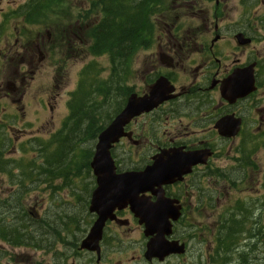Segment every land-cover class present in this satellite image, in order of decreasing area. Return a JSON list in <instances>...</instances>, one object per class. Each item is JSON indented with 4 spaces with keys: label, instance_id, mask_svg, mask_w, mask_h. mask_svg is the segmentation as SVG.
I'll return each mask as SVG.
<instances>
[{
    "label": "flooded vegetation",
    "instance_id": "af4514ba",
    "mask_svg": "<svg viewBox=\"0 0 264 264\" xmlns=\"http://www.w3.org/2000/svg\"><path fill=\"white\" fill-rule=\"evenodd\" d=\"M169 1L168 7L161 3L151 17L153 26L144 30L151 40L136 50L142 58L141 77L128 88L114 117L131 94L145 98L158 81L166 98L131 118L109 151L114 175L150 170V176L123 181L119 206L113 205L117 195L110 188L96 195L92 163L97 136L91 141L82 170L87 190L82 200L75 198L79 205L75 229L83 223L86 229L75 241L70 264H207L208 256L220 262L226 259L220 264H231L234 257L246 264L255 247L264 246L263 228L256 230L264 218V46L258 47L256 39V34H264V14L257 11L264 8V0ZM234 1L242 10L238 19L228 22L233 10L228 4ZM70 7L74 8L68 5L65 20L59 13H48L51 9L41 12L37 18L56 19L41 23L44 27L32 35V25L38 24L33 22L32 0H0V69L5 64L9 67L5 75L3 69L0 72V89L21 127L29 124L27 102L39 106L35 112L44 111L43 128L53 123L67 64L74 58L71 53L75 55V14ZM92 18L94 26L97 19ZM238 35L247 42L241 44ZM249 77L253 84L242 94L239 89ZM22 132L17 130L19 135ZM12 152L16 153L14 148ZM7 169L5 176L12 175L11 161ZM31 174L30 170L24 172L25 178L11 179L5 190L18 188L11 194L26 193L25 179L29 182ZM93 201L105 220L98 239L94 235L85 250L80 248L81 241L100 220L90 210ZM14 208L19 209V204ZM144 209L168 227L161 246L168 250L163 254L159 238L155 240L160 230L152 235L144 232L141 219L149 218L142 214ZM24 211L31 214L32 208ZM21 214L20 210V224ZM154 224L160 225L159 221ZM5 231L0 229V240L6 245L2 248L10 251L0 253V264H28L27 253L14 252L26 247L5 241ZM151 239L158 244L149 254ZM38 249L44 251L41 246ZM52 256V264H65L67 259Z\"/></svg>",
    "mask_w": 264,
    "mask_h": 264
},
{
    "label": "rangeland",
    "instance_id": "374dc122",
    "mask_svg": "<svg viewBox=\"0 0 264 264\" xmlns=\"http://www.w3.org/2000/svg\"><path fill=\"white\" fill-rule=\"evenodd\" d=\"M67 2L69 6H74L73 9L70 7V12L75 14V24L77 25L81 24V22L78 21L79 11H81L82 14L86 13L89 15V13H91V16L89 15V22L95 15V17H100L98 0H63L60 1L57 5L51 4L50 6L48 3L42 8V10L35 11L34 16L36 17H34L33 22L36 21L38 22V24L32 25L31 34H36V32L44 27L41 25V23L50 22L53 19H56L55 16L58 13L60 19H67L69 17ZM169 2V0H166V2L163 1L165 7H168ZM160 6L161 4L158 5L156 9L158 10V7ZM228 7L233 8L231 12L232 19H228V22L238 19V14L240 13V10H242L240 5L238 6L237 2L234 1L233 3L231 2V4H228ZM48 10H50L48 13H52L55 16H47V18H37V16L42 15L41 12H45ZM257 11H261L264 14V8H260ZM71 17L74 18L73 16ZM84 21L88 22V17H86V20ZM86 34V30H82L77 34L80 36L79 40H81H78V42L75 43V55L71 53V56H74V58L70 59L67 64V70L65 72L64 78L65 86L61 91L58 108L55 111L53 123L51 126H45L43 128L42 126L45 118L44 111L41 110L39 113L35 112V108H39V106H36L34 103L29 104V102H27L25 121L26 124H29L21 127V122L19 123L17 118H15V121L12 118V106L8 100L3 98V92L0 89V139L2 141V144L0 146V157L7 162V167H9L10 161L11 166L13 167V169H11L12 175L5 176L4 173H0V182L2 183V186L0 188V196L9 204L7 209L3 208V206L5 205H0V217L5 218L6 220L10 219L17 222L19 220L18 214L21 210L22 220H28L29 217L23 216L25 214L24 209L25 207L32 208V214L34 216L36 215V218L31 217L32 215H29L31 217V220L33 219V224L30 223L32 226L27 223H22V225L16 223L10 224L19 227L21 225L20 229L23 230L26 234L28 233V236H39L45 242L43 243V246H41V249H44V251H41L39 249L38 251H35L34 246H31L30 249V246H28L29 244H26L27 246H25V249L23 247L19 250H14V252L21 251L27 253L26 261H29L28 264H52V254L54 256H63L64 258H67L66 260H64L65 264H70L74 250L73 245L75 244L76 239L80 235H82L84 230L86 229L84 223L80 225V227H77L75 229V223H70L71 221L69 219H66L68 217L75 218V216L76 218H78L77 213L79 210V205L78 202H75V198L78 200H82L85 195L84 193L87 190V186L83 185L82 179L79 174L75 176V179H71V182H64V180L60 178L48 180V178L46 177L47 174H44V172L40 171V169L43 167L42 165L44 164V160L42 159V157L45 152L48 153V151H45V149H43L40 152V148L38 146L40 143L48 140L51 135L61 127V124L63 123L67 115V103L70 93L75 90L79 80V74L83 71V69L90 64H94L101 71L100 74L102 78H106L108 76V57L90 56V54L88 53V45H86V40L88 38ZM256 39L259 43L258 47L264 46V34H256ZM138 54V51H136L134 53V56L132 57L131 66L129 68L130 72H128L127 74L126 83L123 84L124 87L125 84L127 88L131 87L133 84H137V80H139L141 77L139 71L141 69L140 59L142 58L141 55ZM4 67V69L3 66L0 69V72L3 69V75H5L6 70L8 71L9 69L8 64H5ZM44 67L47 68L48 71H51V68L49 69V67H47V63H44ZM7 124H10V128H8ZM22 129L25 132H22L21 135H19V133H17V130ZM5 144H7V146ZM12 144L14 150L16 151L15 154L12 152ZM88 144L90 143L88 142L86 144H82L81 146H85L84 148H87ZM20 145H22L21 147L24 148V151L20 148ZM54 149V147H51L48 150L54 151ZM74 149L75 150L73 153L71 165H75V169H79L81 165L85 164V162L84 159L80 161L81 157L83 156L82 153L78 151V149ZM21 158H23L24 160ZM21 161H25L27 163L25 167L20 164ZM32 169L34 170V173L31 174L29 182L25 179V183L29 187L26 193L22 195H14L11 194V192H15L16 189L5 190V188L10 185L9 181H11V179L19 180L22 177L25 178L24 172L28 173L30 172V170L32 171ZM75 184L77 185L76 187ZM13 187L16 186L13 185ZM15 204H19V209L16 210L14 208ZM79 215L81 216L82 214L80 213ZM262 224L263 225L256 230L260 231L263 228L262 232L264 233V218ZM3 246L6 245L0 241V253L4 251H10L8 247L2 248ZM260 247V245L255 247V253H252L251 255H249V257H247L250 258V260H245L246 264H262L264 246L261 249ZM45 251L48 255H46V253H43ZM209 252L210 248L208 249L206 255L209 254ZM233 259L234 260L230 261L231 264H241L242 262V260H238L237 257H234ZM17 261L22 263L24 259L18 258ZM207 264H216L215 258L213 256H208Z\"/></svg>",
    "mask_w": 264,
    "mask_h": 264
},
{
    "label": "trees",
    "instance_id": "16d2710c",
    "mask_svg": "<svg viewBox=\"0 0 264 264\" xmlns=\"http://www.w3.org/2000/svg\"><path fill=\"white\" fill-rule=\"evenodd\" d=\"M60 1L63 0H35L32 4L37 2L33 9L37 8L36 10L40 11L47 3L57 2V5ZM161 1L98 0L100 17H96L97 23L94 26L89 22L91 13L90 16L86 13L78 16L81 24H75V43L80 37L77 35L78 32L86 30L88 53L92 57L107 56L109 73L106 78H102L101 71L94 64H90L79 74L75 91L70 94L67 104L69 114L54 139V151L40 145V152L43 149L48 151L43 155L44 164L40 169L47 174L48 180L60 178L64 182H71V179H75V165H71L74 148L82 153L84 159L90 148L89 144L87 148L81 145L90 143L118 110L121 99L126 94L123 84L130 72L132 57L139 45L149 42L151 36L144 30L153 26L150 18L158 11L156 7L162 3ZM86 17L88 22L84 21ZM81 174L80 170L79 175ZM4 204L8 203L0 202V205ZM7 208L8 205L5 209ZM23 216L28 217L27 214ZM20 219L22 220V217ZM68 219L70 223H75V218L68 217L66 220ZM28 220L31 225L33 220L29 218ZM28 220H22V223H27ZM9 222L0 217V229L8 230L5 231V241L31 244L35 248H40L45 243L39 236H28L20 229L22 224L19 227ZM13 223L20 224L14 220Z\"/></svg>",
    "mask_w": 264,
    "mask_h": 264
},
{
    "label": "water",
    "instance_id": "95a60500",
    "mask_svg": "<svg viewBox=\"0 0 264 264\" xmlns=\"http://www.w3.org/2000/svg\"><path fill=\"white\" fill-rule=\"evenodd\" d=\"M242 35H238L237 39L238 41L243 44L244 42H247V40L241 41ZM253 80L251 77H249V81L243 82L242 86L240 87V92L242 94H246L249 90V85H252ZM165 90L162 86V82L158 81L155 83V85L151 88L150 94L143 98L139 99L136 97V95L132 94L129 96L127 104L125 108L112 120V122L104 128L98 135L97 138V144L95 146V155H94V160L92 163V166L95 170V174L97 175V190H96V195L106 188H110L112 193L117 195V200L113 204L115 206H119L122 196H123V191L122 187L123 184L122 182L128 181L131 182L133 180H138L143 176V179H146L150 176V170H146L143 174H130V175H114V169H113V164L112 160L110 158L109 154V149L111 148V145L116 143L118 139L122 136V130L125 124L129 122V120L142 111H147L151 110L153 107H155L157 104L162 102L166 96H165ZM156 166V161L153 165L152 168ZM103 174L104 176H102ZM165 176V175H164ZM128 194H131L129 192ZM92 206L90 210H95L98 215L100 216V220L97 224L93 226V228L90 230L89 234L87 237L81 242V248L82 249H89L90 248V241L92 238L96 237L95 240L98 239L100 235L101 228L103 226V222L105 220V213L102 212L99 208L98 205L93 201ZM113 207H111L110 211L112 210ZM142 214H148V217H143L145 219H141L144 221L145 224V234L146 235H151L153 231L156 229L160 230V233L157 234L155 240L159 238V244L157 241L152 240L147 244V252L151 254L154 251L155 246L157 244L160 247V252H166L168 249H162V241H163V236L166 233V230H168V227L164 223V221H160L157 219H153L152 212L150 210H142ZM103 216V217H102ZM102 217V218H101ZM147 219V221H145ZM155 221H159L160 225L157 226L154 224ZM157 250V249H156ZM172 251V250H171Z\"/></svg>",
    "mask_w": 264,
    "mask_h": 264
},
{
    "label": "bare ground",
    "instance_id": "6f19581e",
    "mask_svg": "<svg viewBox=\"0 0 264 264\" xmlns=\"http://www.w3.org/2000/svg\"><path fill=\"white\" fill-rule=\"evenodd\" d=\"M18 183H19V182H18ZM18 183H17V184H18ZM20 184H21V183H20ZM13 185H14V184H13ZM18 185H19V184H18ZM38 188H39V187H38ZM17 189H18V188H17ZM17 189H16V190H17ZM19 189H20V188H19ZM22 189H23V188H22ZM36 189H37V188H36ZM14 190H15V189H14ZM22 194H23V193H22ZM39 194H40V192H39ZM16 195H17V194H16ZM19 216H20V215H19ZM24 219H26V218H24ZM25 221H26V220H25ZM19 222H20V221H19ZM32 224H33V223H32ZM50 224H51V223H50ZM48 225H49V224H48ZM28 226H29V225H28ZM31 226H32V225H31ZM28 231H29V230H28ZM27 234H28V233H27Z\"/></svg>",
    "mask_w": 264,
    "mask_h": 264
}]
</instances>
